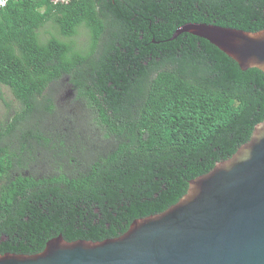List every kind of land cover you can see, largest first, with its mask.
Masks as SVG:
<instances>
[{
	"label": "trees",
	"instance_id": "16d2710c",
	"mask_svg": "<svg viewBox=\"0 0 264 264\" xmlns=\"http://www.w3.org/2000/svg\"><path fill=\"white\" fill-rule=\"evenodd\" d=\"M188 24L257 33L264 0L0 8V85L19 103L0 124V256L38 255L59 236L119 238L251 140L264 122V73L196 36L173 40ZM49 25L56 34L42 40Z\"/></svg>",
	"mask_w": 264,
	"mask_h": 264
},
{
	"label": "water",
	"instance_id": "95a60500",
	"mask_svg": "<svg viewBox=\"0 0 264 264\" xmlns=\"http://www.w3.org/2000/svg\"><path fill=\"white\" fill-rule=\"evenodd\" d=\"M243 72L264 73V30L248 33L188 24ZM0 264H264V122L227 161L189 184L167 211L136 220L119 238L103 242L49 241L33 256L6 254Z\"/></svg>",
	"mask_w": 264,
	"mask_h": 264
},
{
	"label": "rangeland",
	"instance_id": "374dc122",
	"mask_svg": "<svg viewBox=\"0 0 264 264\" xmlns=\"http://www.w3.org/2000/svg\"><path fill=\"white\" fill-rule=\"evenodd\" d=\"M51 34H56V32L53 30V28L50 25L46 26L41 31V39L46 40L50 37ZM75 43L80 49H86L89 45V36L87 31L81 29L79 36L75 39ZM64 84L60 83V86H62L61 90H60V86L56 87L57 89L56 98H59L60 104L63 106L65 110L66 108L69 109V105H68L69 101L67 102V99L64 100L62 98V96L64 95V91L66 89L65 88L66 86H63ZM18 109H19V103L14 98L11 91L7 87L0 85V124H3L8 120H10L13 114Z\"/></svg>",
	"mask_w": 264,
	"mask_h": 264
},
{
	"label": "built area",
	"instance_id": "2783aa9c",
	"mask_svg": "<svg viewBox=\"0 0 264 264\" xmlns=\"http://www.w3.org/2000/svg\"><path fill=\"white\" fill-rule=\"evenodd\" d=\"M8 1L10 0H0V8H4L7 6ZM12 1H16V0H12ZM69 0H53L54 3H67Z\"/></svg>",
	"mask_w": 264,
	"mask_h": 264
}]
</instances>
